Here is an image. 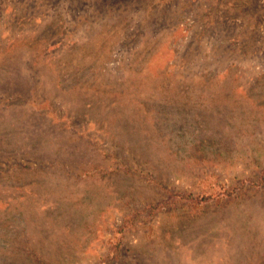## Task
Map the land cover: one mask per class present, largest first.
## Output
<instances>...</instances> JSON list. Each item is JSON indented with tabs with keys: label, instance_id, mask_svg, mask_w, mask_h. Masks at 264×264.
Wrapping results in <instances>:
<instances>
[{
	"label": "rangeland",
	"instance_id": "obj_1",
	"mask_svg": "<svg viewBox=\"0 0 264 264\" xmlns=\"http://www.w3.org/2000/svg\"><path fill=\"white\" fill-rule=\"evenodd\" d=\"M0 264H264V0H0Z\"/></svg>",
	"mask_w": 264,
	"mask_h": 264
},
{
	"label": "trees",
	"instance_id": "obj_2",
	"mask_svg": "<svg viewBox=\"0 0 264 264\" xmlns=\"http://www.w3.org/2000/svg\"><path fill=\"white\" fill-rule=\"evenodd\" d=\"M209 198H211V197H209V196L206 197V196H205V197H203V201H207V199H209ZM184 199H185L184 197L181 198V200H184ZM185 200H186V199H185Z\"/></svg>",
	"mask_w": 264,
	"mask_h": 264
}]
</instances>
